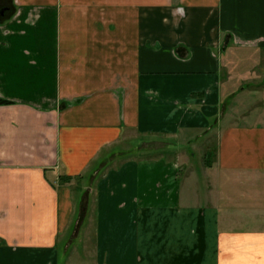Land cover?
<instances>
[{
  "label": "crops",
  "instance_id": "obj_1",
  "mask_svg": "<svg viewBox=\"0 0 264 264\" xmlns=\"http://www.w3.org/2000/svg\"><path fill=\"white\" fill-rule=\"evenodd\" d=\"M0 264H264V0H0Z\"/></svg>",
  "mask_w": 264,
  "mask_h": 264
},
{
  "label": "rangeland",
  "instance_id": "obj_2",
  "mask_svg": "<svg viewBox=\"0 0 264 264\" xmlns=\"http://www.w3.org/2000/svg\"><path fill=\"white\" fill-rule=\"evenodd\" d=\"M130 139V138H129ZM131 140V139H130ZM135 140V139H134ZM121 147H123V149H127L128 148V143H122ZM195 155H192L193 156V159L194 161H196V156H197V162H198V165L201 163V165L203 164V161L204 160H210L212 159V155L208 154V155H205L203 153H201L200 151L198 150H195ZM125 154V153H124ZM185 156H189V154L187 152L184 153ZM117 156V155H116ZM130 156L131 157H135L137 158V154H133V153H130ZM121 160V159H120ZM201 160V161H200ZM62 184H71V188L72 189H75L77 187V184H78V181L77 180H72V181H67L66 183H63Z\"/></svg>",
  "mask_w": 264,
  "mask_h": 264
}]
</instances>
